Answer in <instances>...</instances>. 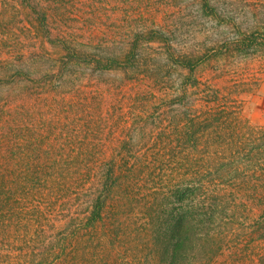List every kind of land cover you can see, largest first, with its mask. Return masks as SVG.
<instances>
[{
    "label": "trees",
    "instance_id": "obj_1",
    "mask_svg": "<svg viewBox=\"0 0 264 264\" xmlns=\"http://www.w3.org/2000/svg\"><path fill=\"white\" fill-rule=\"evenodd\" d=\"M12 1L43 47L27 56L49 58L40 66L24 52L0 55V88L22 91L0 109V264H86L71 259L84 236L97 243L93 264H117L109 244L127 235L126 224L147 238L158 264H264V126L243 117L220 78L200 76L212 59L264 46V0H249V11L263 17L246 28L229 15L227 2L197 0L204 17L234 31L190 48L178 46L170 24L156 18L118 26L113 15L134 0ZM55 14L86 26L87 34L54 27ZM156 45L183 81L140 111L122 95L118 122L111 120L116 100L109 91L122 85L97 78L144 76L146 48ZM78 68L89 72L76 77ZM67 84L70 92L51 94ZM35 86L42 91L33 92ZM42 101H48L45 113ZM45 201L67 204L66 214L45 213ZM49 222L56 233L39 238ZM26 225L34 245L4 249L12 226ZM88 249L86 243L83 254Z\"/></svg>",
    "mask_w": 264,
    "mask_h": 264
},
{
    "label": "rangeland",
    "instance_id": "obj_2",
    "mask_svg": "<svg viewBox=\"0 0 264 264\" xmlns=\"http://www.w3.org/2000/svg\"><path fill=\"white\" fill-rule=\"evenodd\" d=\"M222 1L227 2L229 15L236 16L242 28L250 26L253 22L263 17L259 12L252 13L249 11V0ZM125 6L126 7H123L118 13L113 15L117 16L119 21L118 26H121L123 30L133 21V18H137V22L139 23L146 22L145 20H147L148 24H150L149 21L156 18L164 26L165 24H170L169 28L174 31L172 37L180 47L184 46L190 48L208 44L210 40L214 41L220 39V36L230 35L234 31L230 27L217 24L216 21L210 22L204 17L197 0H134L128 5L125 4ZM61 19L64 18L60 14H55L52 17V24L54 27L63 28L64 24L70 28H75L76 32H80L84 35L87 34L84 30L86 26L84 29H81L82 26H78L73 19H71L70 22L66 20L62 21ZM26 20L25 14L18 8L16 1L0 0V55L14 59L17 58V54L24 52L26 54V59H31V62L40 64V66H46L48 62L46 58L49 57L35 58L33 56H27L32 51V48L42 50L43 47L41 46V42L34 37L35 35L32 31L29 30ZM107 29H109V27L103 30ZM90 31L91 30H88V32ZM160 52L162 51L159 45L153 48H146L145 61L150 67L146 73H144V76H141V74L137 72H133L132 75L114 72L111 73V75H101L97 78L99 83H106L111 86L122 85V88L119 89L113 86L114 89L109 91V93L112 94V101L114 102L116 100L111 120L118 122L115 108L117 107V101H120L119 99H121L122 95L125 96L124 101H133L131 110L140 111L142 110L143 104H149L150 100L154 101V98L158 97L162 90L168 87L175 91L178 89V84H181L183 81V73L175 67H172L168 63L166 56ZM202 71L204 73L200 76L205 77V80L213 81L214 77H218L222 80L227 96L230 97L233 95L234 97H232V99H236L238 103H241V113L252 125L264 126V46L246 54H230L228 56H222L216 61L212 59V62L204 66ZM88 72V69L78 68L75 71V76L80 77ZM130 77L131 79L134 78L131 83H129V80L127 81ZM73 78L75 79V77ZM122 79H124V82ZM135 79H141V85L135 84ZM75 84H77L76 79ZM146 84L151 90L143 91L147 86ZM37 90L39 89L35 86L33 92H38ZM51 90H53L51 94H66L71 91V86L70 84L56 85L55 88ZM39 91L42 90L40 89ZM21 93L22 91L19 87H14L9 90L0 88V109L7 99L15 100L19 98ZM47 104L48 101H42L41 113L46 112L45 106H47ZM236 104L237 103H235V105ZM158 116L160 115L154 113L152 117L157 121ZM121 117H123V115H121ZM150 126L151 124L148 125V127ZM44 136H46V133L43 134L40 139L45 141ZM101 136L102 138L106 137L105 134ZM134 139L136 141L139 139L142 140V137L135 134ZM157 172L160 173L162 171L157 169ZM160 180V178H154V182L157 181L158 183ZM42 204L44 206L42 210L45 213H51L55 217H62L66 214L67 204L57 202L51 205L49 201L42 202ZM134 211L138 214V202L134 206ZM50 224L49 222L44 225V229L39 232L40 234H37L39 238H45L50 232L56 233L57 229H52ZM126 226H128L126 228L128 230L127 235L125 234L123 236L122 234L119 236L120 238L118 240L110 242V255L108 256L117 260V264H158V260L152 257L153 249L151 244L146 240L147 238L138 237V233L133 231L135 229L134 226L130 224H126ZM121 229L124 228L121 227ZM7 236L9 237L10 243L9 245L4 243V249L11 248L18 250L23 247L27 250L34 245L32 242L35 237L33 235V228L31 227L29 231L27 225L24 226V228L21 226H12L11 232H9ZM59 236L60 238L62 237L60 234ZM31 237H33L32 240ZM83 239L84 240H80L77 245H74L76 251H78L72 255L71 259L77 261L81 257L82 262L86 261V264H93L92 259L95 260L98 258L97 243L93 237L84 236ZM56 240L58 239L56 238ZM86 243L89 249L83 254V248ZM2 244L3 243L0 244V247ZM118 245H120V249L116 251L114 247ZM93 246H95V248ZM240 247L245 249L244 244ZM247 253L248 252L245 251H239L237 256H243ZM231 255H227V257L229 259L237 257L234 254ZM68 258H70V256ZM97 262V264H102V261Z\"/></svg>",
    "mask_w": 264,
    "mask_h": 264
}]
</instances>
